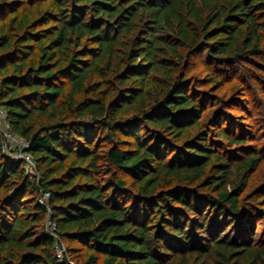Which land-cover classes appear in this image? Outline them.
Masks as SVG:
<instances>
[{
  "label": "trees",
  "instance_id": "obj_1",
  "mask_svg": "<svg viewBox=\"0 0 264 264\" xmlns=\"http://www.w3.org/2000/svg\"><path fill=\"white\" fill-rule=\"evenodd\" d=\"M248 63L264 96V0H0V106L37 173L0 139V264H264Z\"/></svg>",
  "mask_w": 264,
  "mask_h": 264
},
{
  "label": "built area",
  "instance_id": "obj_2",
  "mask_svg": "<svg viewBox=\"0 0 264 264\" xmlns=\"http://www.w3.org/2000/svg\"><path fill=\"white\" fill-rule=\"evenodd\" d=\"M0 139L2 141L1 153L4 157H11L23 163L25 173H35L34 158L28 151L29 143L14 134L11 130V125L7 120V114L4 108L0 106ZM37 173H35L36 175ZM48 197L45 194L39 199V203H43ZM46 232L55 241L54 252L56 254L57 262L62 263L66 260V247L58 237L57 225L50 218L48 212L45 218Z\"/></svg>",
  "mask_w": 264,
  "mask_h": 264
},
{
  "label": "rangeland",
  "instance_id": "obj_3",
  "mask_svg": "<svg viewBox=\"0 0 264 264\" xmlns=\"http://www.w3.org/2000/svg\"><path fill=\"white\" fill-rule=\"evenodd\" d=\"M200 60H199V57H196V58H194V62H193V66L191 67V68H189V70H191L192 72H194V73H192V74H197L198 76L197 77H203V72L201 71V70H203V69H201L198 65H199V62ZM242 68H244V72H242V71H239L238 73H237V76H236V80H238L237 82H236V86H237V91L238 92H236V93H234V94H232V96H234V97H236V99L238 98V97H240L241 96V94L243 93V90H248V92L250 93V94H248L247 96L252 100L253 98H252V96H254V92L256 93L257 92V94H256V96H257V98L258 99H262L263 100V94L260 92V90H259V83H258V80L257 79H255V69L254 68H252V65L251 64H246L245 66H241ZM199 70V71H198ZM239 79H242L241 80V82H240V84H242L243 86H241V85H239ZM204 90V89H203ZM235 89H233V91H234ZM251 91H253V93H251ZM222 92H224V90L222 91ZM220 93H217V96H218V98H219V95ZM212 98V97H211ZM246 100L248 103H249V101H248V99H246V98H243V100ZM210 102V104H209V107H208V112H210L211 110H213V109H216V105L217 104H214V102H212V99L209 101ZM239 106V105H238ZM238 106H231L230 108H229V110H227L228 111V113H230V114H232V115H235V116H238V115H240L241 114V112H240V109L239 108H237ZM213 107H215V108H213ZM240 107V106H239ZM240 116H242V114L240 115ZM239 117V116H238ZM240 118V117H239ZM248 122V121H247ZM264 181V164L262 165V167L259 169V171L256 173V175L250 180V186H249V188H248V191H250V190H252V189H254V188H256L258 185H260L262 182ZM263 208H261V210L260 211H262V212H264V210H262ZM263 231H264V220H261L260 222H259V225H258V227H257V229H256V232H257V236H258V233H263ZM73 247H75V246H73Z\"/></svg>",
  "mask_w": 264,
  "mask_h": 264
}]
</instances>
